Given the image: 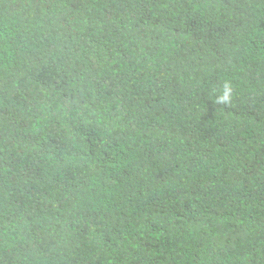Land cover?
Segmentation results:
<instances>
[{
    "label": "trees",
    "instance_id": "trees-1",
    "mask_svg": "<svg viewBox=\"0 0 264 264\" xmlns=\"http://www.w3.org/2000/svg\"><path fill=\"white\" fill-rule=\"evenodd\" d=\"M0 264H264V0H0Z\"/></svg>",
    "mask_w": 264,
    "mask_h": 264
},
{
    "label": "clouds",
    "instance_id": "clouds-1",
    "mask_svg": "<svg viewBox=\"0 0 264 264\" xmlns=\"http://www.w3.org/2000/svg\"><path fill=\"white\" fill-rule=\"evenodd\" d=\"M232 89L229 85L225 84L224 91L221 96L218 97L217 103H227L230 100Z\"/></svg>",
    "mask_w": 264,
    "mask_h": 264
}]
</instances>
